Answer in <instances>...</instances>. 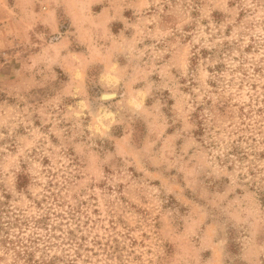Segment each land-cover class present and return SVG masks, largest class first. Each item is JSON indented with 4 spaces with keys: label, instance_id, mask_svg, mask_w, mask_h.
Listing matches in <instances>:
<instances>
[{
    "label": "rangeland",
    "instance_id": "374dc122",
    "mask_svg": "<svg viewBox=\"0 0 264 264\" xmlns=\"http://www.w3.org/2000/svg\"><path fill=\"white\" fill-rule=\"evenodd\" d=\"M0 264H264V0H0Z\"/></svg>",
    "mask_w": 264,
    "mask_h": 264
}]
</instances>
